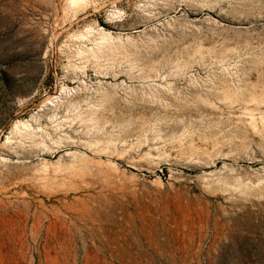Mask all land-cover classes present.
<instances>
[{"label": "rangeland", "instance_id": "rangeland-1", "mask_svg": "<svg viewBox=\"0 0 264 264\" xmlns=\"http://www.w3.org/2000/svg\"><path fill=\"white\" fill-rule=\"evenodd\" d=\"M69 2L0 0V264H264V0Z\"/></svg>", "mask_w": 264, "mask_h": 264}, {"label": "bare ground", "instance_id": "bare-ground-1", "mask_svg": "<svg viewBox=\"0 0 264 264\" xmlns=\"http://www.w3.org/2000/svg\"><path fill=\"white\" fill-rule=\"evenodd\" d=\"M84 1L85 0H71V2H69V3H71L72 4V6L74 5V6H81L80 4H83L84 3ZM104 32V31H103ZM105 34V33H104ZM83 37V36H82ZM110 39H113L112 37H111V35H110V33H107L106 32V35H104L103 36V39H101V40H103V41H101V42H103V43H98L99 44V47L97 46V48H100L99 50H98V52H100V51H103V50H105L106 48H107V44H106V42H108V40L110 41V43H111V40ZM128 39V38H127ZM114 41V40H113ZM115 41H117L116 39H115ZM114 41V42H115ZM120 41V40H119ZM118 42V41H117ZM100 44H101V46H100ZM114 44V43H113ZM113 44H112V47H113ZM115 45V44H114ZM111 47V48H112ZM113 48H115V47H113ZM107 49H110V48H107ZM106 49V50H107ZM55 96H53V98H54ZM48 100V99H47ZM21 124V123H20ZM21 126H22V128L24 129V130H28V129H30L29 127V125H28V123H22L21 124ZM20 127V126H19ZM16 129V128H15ZM21 129V128H20ZM20 132V131H19ZM22 132V131H21ZM29 132V131H28Z\"/></svg>", "mask_w": 264, "mask_h": 264}]
</instances>
